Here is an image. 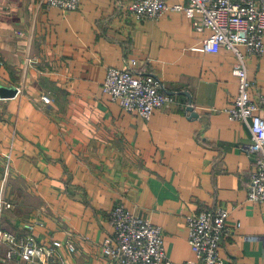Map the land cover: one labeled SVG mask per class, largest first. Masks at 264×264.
I'll return each instance as SVG.
<instances>
[{"label":"crops","instance_id":"0c3cea01","mask_svg":"<svg viewBox=\"0 0 264 264\" xmlns=\"http://www.w3.org/2000/svg\"><path fill=\"white\" fill-rule=\"evenodd\" d=\"M130 2L79 0L67 11L0 0V96L16 91L0 97V197L11 204H0V228L40 223L38 242H60L48 264H113L102 241L112 234L108 211L122 203L161 228L171 264H202L185 217L222 206L239 224L219 245L222 264H264V202L246 198L249 130L224 113L237 93L234 54L196 49L210 31L182 12L136 19ZM107 67L158 77L177 103L148 120L125 112L101 89ZM246 69L256 100L264 52ZM0 264L29 262L2 252Z\"/></svg>","mask_w":264,"mask_h":264},{"label":"built area","instance_id":"2783aa9c","mask_svg":"<svg viewBox=\"0 0 264 264\" xmlns=\"http://www.w3.org/2000/svg\"><path fill=\"white\" fill-rule=\"evenodd\" d=\"M48 7L76 10L79 0H42ZM169 5L166 0H131L130 13L136 19L156 20L167 10L182 12L190 18L197 31L210 33L196 49L216 52L230 50L235 61L232 74L237 80V93L233 104L224 108L230 120L243 122L249 130V144L245 154L253 160V168L246 186V198L251 202H264V93L256 100L249 96L252 82L247 76L246 61L260 57L264 52V0H184ZM102 91L129 114L148 120L158 108H169L177 103L174 94L168 93L161 80L149 73L135 72L133 68L107 67L101 84ZM49 102L47 96L41 97ZM1 99V98H0ZM3 208L10 202L0 197ZM112 234L102 241L103 252L113 264H171L165 254L162 230L149 219L134 215L122 203L108 211ZM187 240L197 261L202 264H222L219 253L222 239L234 233L238 223L228 222V212L222 206L212 210L191 212L185 217ZM37 221L23 224L22 233L0 228V253L5 258L26 259L29 264L54 262L57 240L38 242L34 229ZM264 240V236H262ZM258 236L250 237L255 240ZM69 249L73 246L69 244ZM62 264V263H60ZM183 264H195L186 260Z\"/></svg>","mask_w":264,"mask_h":264},{"label":"water","instance_id":"95a60500","mask_svg":"<svg viewBox=\"0 0 264 264\" xmlns=\"http://www.w3.org/2000/svg\"><path fill=\"white\" fill-rule=\"evenodd\" d=\"M16 95V91H14L13 93L7 94V95H1L0 97H13ZM186 95H188L186 93ZM187 111H189V115L190 116H196L197 117V113L194 112L193 107L191 106V103L189 102L188 106H187Z\"/></svg>","mask_w":264,"mask_h":264}]
</instances>
